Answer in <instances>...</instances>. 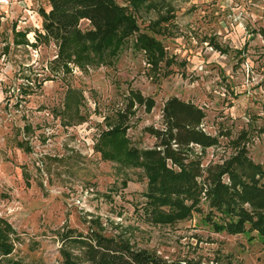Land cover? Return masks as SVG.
Masks as SVG:
<instances>
[{"label": "rangeland", "instance_id": "374dc122", "mask_svg": "<svg viewBox=\"0 0 264 264\" xmlns=\"http://www.w3.org/2000/svg\"><path fill=\"white\" fill-rule=\"evenodd\" d=\"M165 1L134 12L115 0L137 31L105 57L63 68L42 32L47 0H0V226L11 228L0 264H62L63 250L84 264L67 236L91 232L167 262L264 264V238L214 233L205 202L185 220L151 216L143 169L107 156L102 134L118 125L131 147L152 148L144 129H161L164 103L177 98L200 108L201 128L218 139L193 147L204 166L244 146L264 167V0ZM137 34L160 42L156 65Z\"/></svg>", "mask_w": 264, "mask_h": 264}, {"label": "trees", "instance_id": "16d2710c", "mask_svg": "<svg viewBox=\"0 0 264 264\" xmlns=\"http://www.w3.org/2000/svg\"><path fill=\"white\" fill-rule=\"evenodd\" d=\"M134 10L153 9L165 0H126ZM48 12H42V32L57 45L55 63L67 68L70 63L93 62L110 53L114 43L137 31L134 17L115 0H47ZM167 20V18H163ZM88 28L82 30L80 22ZM137 44L156 62L163 57L160 42L137 34ZM133 101L149 110L153 102L138 94ZM132 107V103H130ZM69 110L68 100L64 105ZM77 119L81 116L77 113ZM120 118H123L120 116ZM205 115L190 102L168 99L162 108V128L144 130L155 139L150 149L130 146L125 130L116 126L102 134L108 141L109 159L122 158L124 163L139 165L147 178L143 193L151 216L172 223L201 213L214 233L230 236L256 233L264 238V167L254 163L244 146L219 164L204 166L193 147L201 151L215 147L218 139L201 128ZM0 226V251L10 253L6 230ZM78 245L84 264H182L167 262L146 252L135 251L125 241L91 232L87 236H67ZM62 264H77L74 256L62 251ZM185 264H200L189 261Z\"/></svg>", "mask_w": 264, "mask_h": 264}]
</instances>
